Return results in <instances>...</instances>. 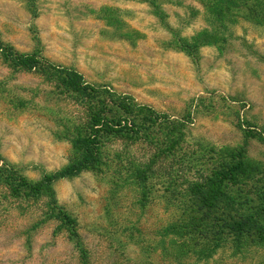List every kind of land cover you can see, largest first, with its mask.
I'll return each instance as SVG.
<instances>
[{
    "label": "rangeland",
    "instance_id": "1",
    "mask_svg": "<svg viewBox=\"0 0 264 264\" xmlns=\"http://www.w3.org/2000/svg\"><path fill=\"white\" fill-rule=\"evenodd\" d=\"M125 107L139 133L53 178ZM0 166L51 178L1 177L0 264H264L230 234L264 215V0H0Z\"/></svg>",
    "mask_w": 264,
    "mask_h": 264
},
{
    "label": "trees",
    "instance_id": "2",
    "mask_svg": "<svg viewBox=\"0 0 264 264\" xmlns=\"http://www.w3.org/2000/svg\"><path fill=\"white\" fill-rule=\"evenodd\" d=\"M22 56V55H21ZM26 55L22 57H18L19 63H21L22 67L25 69H32L36 68V60L34 57H25ZM84 87L83 84L79 85V88ZM83 89V88H82ZM125 111L121 115H117V117L114 118H108L107 116H102L101 113H95L90 122V131L87 135V138L83 140V145H82V156L81 159L75 163L72 164L71 167L63 170V171H58L53 175V178H60V177H65V176H70L74 175L80 171H82L85 168L90 167L93 165L94 162L98 160V153L100 151L101 143H102V138H103V133H101V130L107 132H112V133H117L121 135L125 134H133V133H139L140 130L138 129L137 123L132 119L129 115L130 111L128 110L127 107L124 108ZM152 122H157L154 118H150ZM241 165L240 166H235L233 168H228L225 172H220L222 177L224 178L225 176L228 178H232L233 180L236 179L235 174L240 171ZM246 170H244L239 176H243L246 174ZM7 170L2 168L0 166V179L1 177H4L3 180L6 181V183L9 186L10 193L13 195L18 196L19 193H21L20 188H26L25 191H29L31 194H40V185L46 184L49 185L51 182V178H44L41 183H38L37 185L35 184H30L27 182L21 175L16 174V173H6ZM228 175V176H227ZM230 175V176H229ZM209 183L206 185V187H210V189H213L212 194L206 195L202 197V201L204 202H214L219 200V196L225 195L224 193H219V190L217 188L218 185L216 184V181H213L212 178L207 179ZM220 182L218 181L217 184ZM197 187L199 185H196ZM200 187V186H199ZM200 190V189H196ZM24 192H22L23 194ZM197 193V192H196ZM226 199H229V197H225ZM231 202H235L236 199L231 200ZM239 201V200H238ZM49 217H61L63 219H66L67 216L62 213H57V214H52ZM209 217V216H208ZM227 217L231 219V216L228 214ZM217 220H224L223 218H217ZM260 220H264V215H259L258 213H252L249 215H242V214H236L233 216V219L230 223L235 224L236 226H231V232L230 234L235 237L237 242H240V246L244 249L248 244L250 243H263L264 242V224H260ZM238 227V228H237ZM237 228V229H236ZM240 250H237L240 251ZM242 251V250H241ZM183 252H180L182 254Z\"/></svg>",
    "mask_w": 264,
    "mask_h": 264
}]
</instances>
